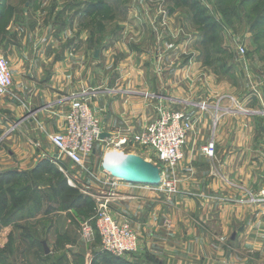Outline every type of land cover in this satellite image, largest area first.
Here are the masks:
<instances>
[{
	"label": "rangeland",
	"instance_id": "374dc122",
	"mask_svg": "<svg viewBox=\"0 0 264 264\" xmlns=\"http://www.w3.org/2000/svg\"><path fill=\"white\" fill-rule=\"evenodd\" d=\"M20 1L23 6V2L29 0ZM45 1L48 13L52 10L50 2L62 3L57 12L52 10L58 13L60 21L64 19L63 9L73 7L70 14L74 12L76 95L88 84L99 85L107 103L116 100L126 104L128 110H136L128 121H118L121 134L116 136V141L124 140L118 150L126 155L137 154L159 168L161 182L147 186L155 187L161 198L169 200V212L180 209L197 220L202 217L214 234L221 231L211 226L207 218L218 211L214 207L217 203H234L244 208L257 201L264 202V188L256 194L254 188L248 192L239 185H231L229 188H235L236 193L225 191L216 198L189 182L184 186L182 177L185 173L191 177L193 172L180 168L183 155L173 166H168L140 142L146 125L157 117L158 108L180 111L190 124L182 148L196 121L207 120L200 135L202 141L197 143L211 157L216 142L214 135L210 136L217 130L221 116H232L225 121L230 139L236 126L243 123L242 117L236 114L243 113L250 119L245 118L250 127H244L248 133L243 135L250 136V163L256 165L258 159L255 158L264 155V0ZM62 33L66 35L65 28ZM0 95H5L12 104L22 101L11 89ZM88 106L101 125L97 111ZM219 143H223L222 140ZM210 145L211 154L205 150ZM108 148L114 149L112 145L106 146L96 158L88 156L94 170L78 166L73 169L58 161L62 169L53 163L56 171L17 175L11 184L3 186V190L13 189L17 201L11 199L13 207L9 209L15 211L8 223L2 221L10 211L4 216L5 210L0 213L3 218L0 219V264H157L150 253L139 249L138 230L127 218L114 216L129 223L137 236L138 249L117 255L101 244L94 214L97 198L107 197L110 185L102 187L91 178L98 184L94 187L89 178H85H98L100 172L105 171L102 162L107 165L104 155ZM63 177L66 185L61 183ZM107 177L116 179L109 173ZM165 183L170 186L166 187ZM78 196L87 199L86 206L69 211L67 205ZM109 198L108 208L112 214L114 209L110 202L113 199ZM56 219L66 227L63 230L67 234L57 237L51 234L47 225ZM86 225L91 227L89 234L85 232ZM232 235L226 231L221 240L228 245L234 238ZM52 238H56L55 243L51 242Z\"/></svg>",
	"mask_w": 264,
	"mask_h": 264
},
{
	"label": "crops",
	"instance_id": "0c3cea01",
	"mask_svg": "<svg viewBox=\"0 0 264 264\" xmlns=\"http://www.w3.org/2000/svg\"><path fill=\"white\" fill-rule=\"evenodd\" d=\"M45 4V0H29L22 6L20 0H0V47L12 72L11 90L22 100L12 104L5 95H0V171L16 170L31 174L43 160L55 163L59 168L58 161L76 168L77 165L67 159L53 158L57 150L47 138L48 133L63 128L64 112L74 97L86 99L100 116L102 132L111 133L110 137L99 138L95 142L92 158L104 152L106 146L118 149L119 145L114 144L116 136L121 134L118 121H128L130 115L136 114L135 109L128 110L126 104L116 100L107 103L99 85L88 84L76 95L74 12L70 14L73 7L63 9L61 16L64 19L60 21L58 13L54 14L52 10L57 12L62 3L50 2V13L46 11ZM64 28L66 35L61 34ZM236 116L242 117L243 123L236 126L230 139L225 121L232 116H221L217 130L210 136L214 135L216 142L211 157L198 145L208 122L196 121L187 144L182 148L180 168L193 172L191 177L188 173L182 177L184 186L189 182L216 198L225 191L236 193L235 188H229L231 185H239L248 192L254 188L256 194L264 188V155L255 158L258 162L252 165L250 136L243 135L248 133L244 127H250L245 120L247 117L250 121L249 115L238 113ZM220 140L223 143H219ZM4 152L7 155H2ZM117 154L126 155L119 150ZM104 160L109 165L105 155ZM85 169H95L88 158ZM100 173L98 178L88 176L85 179L89 178L90 183L97 187L102 185V177L108 180L106 171ZM109 189L115 191V196L109 198L113 199L110 202L114 209L112 215L127 218L137 228L141 239L139 249L150 253L157 264H264V202L257 201L254 205H244V208L234 203H217L214 207L218 211L207 219L221 232L218 230L212 234L202 217L197 220L180 209L169 212V200L161 198L155 187L117 182ZM72 209L68 208L69 211ZM66 221L70 219L67 217ZM63 226L57 219L50 220L47 225L55 237L66 233ZM226 231L234 234V238L230 236L232 241L228 245L221 240ZM51 242L55 243L56 238Z\"/></svg>",
	"mask_w": 264,
	"mask_h": 264
},
{
	"label": "built area",
	"instance_id": "2783aa9c",
	"mask_svg": "<svg viewBox=\"0 0 264 264\" xmlns=\"http://www.w3.org/2000/svg\"><path fill=\"white\" fill-rule=\"evenodd\" d=\"M13 84L12 72L8 61L0 56V94L8 92ZM157 117L149 122L140 136L142 145L152 149L157 158L168 166H173L182 156V146L190 124L180 111H167L158 108ZM100 122L95 113L82 97H74L64 115L62 129L47 134L50 143L56 148L55 159H67L85 169V160L92 153L94 143L101 133ZM123 138L114 143L121 145ZM212 153V146L205 148ZM62 169V168H60ZM118 179H102V185L114 186ZM166 187L170 186L165 183ZM164 184V185H165ZM102 196V192L100 193ZM115 196L109 189L107 197H98L94 214L95 226L103 248L117 255L131 253L138 249L137 236L126 220L116 219L108 208V197ZM86 234L91 232L85 226Z\"/></svg>",
	"mask_w": 264,
	"mask_h": 264
},
{
	"label": "water",
	"instance_id": "95a60500",
	"mask_svg": "<svg viewBox=\"0 0 264 264\" xmlns=\"http://www.w3.org/2000/svg\"><path fill=\"white\" fill-rule=\"evenodd\" d=\"M110 136L111 133L108 132H101L99 134L100 139L108 138ZM112 162L115 163V161ZM121 163L123 166L126 165L125 169L127 172L123 175L111 171L110 167L104 162H102V167L111 176L120 181L144 185H158L161 182L159 168L137 154L134 157L132 156L130 160L129 158H125ZM232 237H234V234Z\"/></svg>",
	"mask_w": 264,
	"mask_h": 264
},
{
	"label": "trees",
	"instance_id": "16d2710c",
	"mask_svg": "<svg viewBox=\"0 0 264 264\" xmlns=\"http://www.w3.org/2000/svg\"><path fill=\"white\" fill-rule=\"evenodd\" d=\"M53 169H55V171H56V168L53 165V163H51L48 160H43L39 163V166L31 172V175H37V171H39V172L42 170L53 171ZM17 175L27 176L30 174H27V173L25 174L23 172H18L16 170L0 171V196H1V198H0V213H1V210L2 211L5 210L4 214H2L4 216L6 212L10 211L9 216L5 220H3L2 223H8L10 220H12L15 210L9 209V207L10 208L13 207L11 199L14 200L13 202L17 201V199H15L16 196L13 192V189L10 187H6L3 190V186L6 184L7 185L11 184L13 177L17 176ZM61 181H62L61 183L63 185H66V180L64 177L62 178ZM21 192H23V191L21 190ZM86 200H87L86 198L83 199L82 196H78L76 199H73L69 202V204L67 205V208H73V209L83 208L86 206V203H87ZM1 217L2 216L0 215V219H3Z\"/></svg>",
	"mask_w": 264,
	"mask_h": 264
},
{
	"label": "bare ground",
	"instance_id": "6f19581e",
	"mask_svg": "<svg viewBox=\"0 0 264 264\" xmlns=\"http://www.w3.org/2000/svg\"><path fill=\"white\" fill-rule=\"evenodd\" d=\"M117 150L116 148L112 149V150H108L105 153V156L108 160L109 163V167L111 169V171L117 173V174H125L126 171V165L123 166L122 165V160H124L125 158H129V160L131 159L132 155H121V154H117ZM120 151V150H119ZM134 157V156H133ZM112 161H115V163H113ZM121 161V162H120ZM264 194V191L262 192Z\"/></svg>",
	"mask_w": 264,
	"mask_h": 264
}]
</instances>
